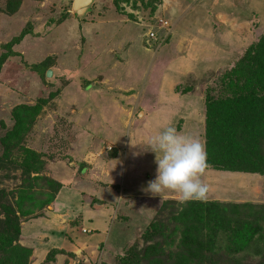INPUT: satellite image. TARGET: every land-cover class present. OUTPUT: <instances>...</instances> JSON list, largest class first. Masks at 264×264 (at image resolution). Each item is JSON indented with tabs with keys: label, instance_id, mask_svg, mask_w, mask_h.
<instances>
[{
	"label": "rangeland",
	"instance_id": "rangeland-1",
	"mask_svg": "<svg viewBox=\"0 0 264 264\" xmlns=\"http://www.w3.org/2000/svg\"><path fill=\"white\" fill-rule=\"evenodd\" d=\"M263 35L264 0H94L83 17L72 0H0V232L15 214L25 264H171L186 203L146 190L148 144L173 126L204 145L208 88ZM201 180L203 201L237 205L262 236L210 264H264V177L206 165Z\"/></svg>",
	"mask_w": 264,
	"mask_h": 264
},
{
	"label": "trees",
	"instance_id": "trees-1",
	"mask_svg": "<svg viewBox=\"0 0 264 264\" xmlns=\"http://www.w3.org/2000/svg\"><path fill=\"white\" fill-rule=\"evenodd\" d=\"M24 29L11 42L26 35ZM250 48V49H249ZM229 70L218 75L215 87L205 94L204 150L206 165L215 169L254 172L264 177L263 160L244 142L264 132V35ZM10 54L12 52L10 51ZM9 52L2 54L0 65ZM244 206V205H242ZM237 205L213 201H189L174 219L183 226L179 247L171 264H204L210 256L224 252H256L262 236L255 221L244 219ZM0 232V264H25L31 249L11 246L10 238L19 236V220L7 216ZM155 243L151 248L160 250ZM52 248L50 252L62 253ZM258 252V250H257ZM24 257V261L13 257ZM48 255V254H47ZM20 256V257H19ZM120 258L121 264H133L134 254ZM47 259V258H46Z\"/></svg>",
	"mask_w": 264,
	"mask_h": 264
},
{
	"label": "clouds",
	"instance_id": "clouds-1",
	"mask_svg": "<svg viewBox=\"0 0 264 264\" xmlns=\"http://www.w3.org/2000/svg\"><path fill=\"white\" fill-rule=\"evenodd\" d=\"M148 148L154 153L156 174L148 181L147 191L153 195L164 190L174 191L181 205L206 198L208 187L201 180L206 153L198 139L168 126L150 140Z\"/></svg>",
	"mask_w": 264,
	"mask_h": 264
},
{
	"label": "water",
	"instance_id": "water-1",
	"mask_svg": "<svg viewBox=\"0 0 264 264\" xmlns=\"http://www.w3.org/2000/svg\"><path fill=\"white\" fill-rule=\"evenodd\" d=\"M94 0H72V9L78 17H83Z\"/></svg>",
	"mask_w": 264,
	"mask_h": 264
},
{
	"label": "built area",
	"instance_id": "built-area-1",
	"mask_svg": "<svg viewBox=\"0 0 264 264\" xmlns=\"http://www.w3.org/2000/svg\"><path fill=\"white\" fill-rule=\"evenodd\" d=\"M159 22L160 23H162L163 24V26L165 25V24H167V22L166 21H163L162 19H159ZM157 29L159 30L160 28L159 27H157ZM166 36V35H165ZM164 36V34H158V31H155L154 29L153 30H151V31H149V33H148V41H150V40H152V41H154V40H157L158 38H161V37H165ZM84 231H86V230H84Z\"/></svg>",
	"mask_w": 264,
	"mask_h": 264
},
{
	"label": "crops",
	"instance_id": "crops-1",
	"mask_svg": "<svg viewBox=\"0 0 264 264\" xmlns=\"http://www.w3.org/2000/svg\"><path fill=\"white\" fill-rule=\"evenodd\" d=\"M61 210H62V209L59 208V210H57V211H61ZM69 216H71V215H69ZM54 224H55V223H54ZM56 226H57V225H56ZM56 226H55V227H56ZM97 226H99V225H97ZM40 236H41L42 239H43V238H44V239L47 238L46 236H43V235H40ZM67 245H68V247H66V250H70L69 248H71V244H68V243H67ZM47 247H48V248L46 249V251H47L48 249H50V248H51V249H52V248H56V247H52V246H49V245H48ZM36 248H37V247H36ZM57 249H65V248H57ZM46 251H45V252H46ZM41 260H43V259H41ZM40 262H42V261H39L38 263H40ZM32 264H34V263H32Z\"/></svg>",
	"mask_w": 264,
	"mask_h": 264
}]
</instances>
